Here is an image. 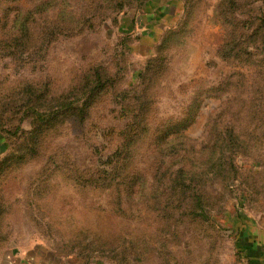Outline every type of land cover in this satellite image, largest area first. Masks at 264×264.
<instances>
[{"label": "rangeland", "instance_id": "obj_1", "mask_svg": "<svg viewBox=\"0 0 264 264\" xmlns=\"http://www.w3.org/2000/svg\"><path fill=\"white\" fill-rule=\"evenodd\" d=\"M223 2L20 1L62 31L44 60L0 56V264H246L264 231V0ZM1 4L4 40L19 7ZM92 69L107 84L83 122L31 134L4 105Z\"/></svg>", "mask_w": 264, "mask_h": 264}, {"label": "trees", "instance_id": "obj_2", "mask_svg": "<svg viewBox=\"0 0 264 264\" xmlns=\"http://www.w3.org/2000/svg\"><path fill=\"white\" fill-rule=\"evenodd\" d=\"M11 1L17 2V6L19 7L17 8L19 11L18 18L14 21V25L17 29L12 34L11 38L0 40V56H7L10 54L18 61L29 59L33 56L41 57L44 60L51 46L62 31V28L58 27L51 18V5L47 3L46 5L36 4L35 7H30L25 12L20 9V1L22 0ZM238 1L239 0H224L223 3L226 8L224 14L229 15L228 13L238 6L236 4ZM260 1L263 2V0ZM1 2L2 0H0V25L2 21L6 23L8 14L12 12V7H3ZM46 10H49L48 14H46ZM43 14L46 15L43 16ZM257 19L258 17H255V20ZM250 22L253 24L252 19ZM259 24L258 30H263L264 15L259 16ZM69 30L70 28H65V31L68 32ZM262 36L264 37V35ZM44 68L45 66H42L41 68L39 67L38 70L43 71ZM89 77L91 80H89ZM106 84V79L98 69H92L89 75L83 77L80 83L75 86L76 88L73 87L71 91L60 96L53 95L51 83L49 82L42 83V86L39 88V83L27 81L14 92L12 96L16 97L10 99L8 102L4 103V105L7 109L15 110L22 114L20 119L21 123L26 117L32 118L31 125L33 126V131L31 134L40 135V133H45L60 125L66 119L72 118L70 120L79 123L83 122L93 102L103 94ZM74 91H77L80 96L73 94ZM80 98L86 99H84L82 103H79ZM229 135L231 140H241L237 133L233 134L232 131H229ZM127 148V146H124L117 156L122 157V154ZM121 165L126 168L124 163ZM101 173L107 177L111 174V171L103 167ZM121 173L122 172H112L111 175L116 174V177H119ZM194 217H196V215H194ZM238 255L240 258L246 259L242 257L241 253Z\"/></svg>", "mask_w": 264, "mask_h": 264}, {"label": "crops", "instance_id": "obj_3", "mask_svg": "<svg viewBox=\"0 0 264 264\" xmlns=\"http://www.w3.org/2000/svg\"><path fill=\"white\" fill-rule=\"evenodd\" d=\"M240 231L239 233H241ZM258 238L256 239L254 235L253 240L249 239V242L244 244V252H245V261L246 264H264V231H260L257 233ZM249 237V238H250ZM35 250V249H32ZM29 254H32L33 251H28ZM31 259V258H30ZM22 262H27L28 264H34L33 260L21 259Z\"/></svg>", "mask_w": 264, "mask_h": 264}]
</instances>
